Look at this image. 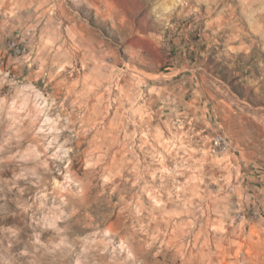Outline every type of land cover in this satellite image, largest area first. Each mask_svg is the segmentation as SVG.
Returning <instances> with one entry per match:
<instances>
[{
  "label": "rangeland",
  "instance_id": "obj_1",
  "mask_svg": "<svg viewBox=\"0 0 264 264\" xmlns=\"http://www.w3.org/2000/svg\"><path fill=\"white\" fill-rule=\"evenodd\" d=\"M0 264H264V0H0Z\"/></svg>",
  "mask_w": 264,
  "mask_h": 264
},
{
  "label": "built area",
  "instance_id": "obj_2",
  "mask_svg": "<svg viewBox=\"0 0 264 264\" xmlns=\"http://www.w3.org/2000/svg\"><path fill=\"white\" fill-rule=\"evenodd\" d=\"M235 151L230 138L226 134L215 132V141H211V152L213 155L220 157L227 154H235Z\"/></svg>",
  "mask_w": 264,
  "mask_h": 264
},
{
  "label": "bare ground",
  "instance_id": "obj_3",
  "mask_svg": "<svg viewBox=\"0 0 264 264\" xmlns=\"http://www.w3.org/2000/svg\"><path fill=\"white\" fill-rule=\"evenodd\" d=\"M98 115V114H97ZM213 141H215V136H214V138H213Z\"/></svg>",
  "mask_w": 264,
  "mask_h": 264
}]
</instances>
